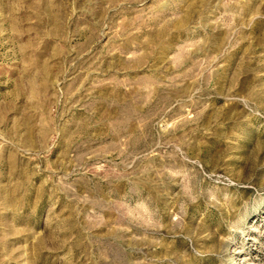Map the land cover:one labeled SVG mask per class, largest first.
<instances>
[{"label": "rangeland", "instance_id": "1", "mask_svg": "<svg viewBox=\"0 0 264 264\" xmlns=\"http://www.w3.org/2000/svg\"><path fill=\"white\" fill-rule=\"evenodd\" d=\"M0 264H264V0H0Z\"/></svg>", "mask_w": 264, "mask_h": 264}]
</instances>
